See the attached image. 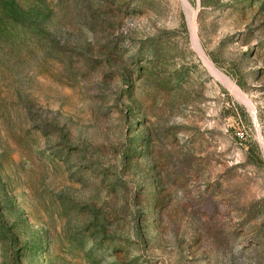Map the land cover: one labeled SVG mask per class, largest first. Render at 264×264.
<instances>
[{
    "label": "rangeland",
    "instance_id": "374dc122",
    "mask_svg": "<svg viewBox=\"0 0 264 264\" xmlns=\"http://www.w3.org/2000/svg\"><path fill=\"white\" fill-rule=\"evenodd\" d=\"M0 264H264V0H0Z\"/></svg>",
    "mask_w": 264,
    "mask_h": 264
},
{
    "label": "bare ground",
    "instance_id": "6f19581e",
    "mask_svg": "<svg viewBox=\"0 0 264 264\" xmlns=\"http://www.w3.org/2000/svg\"><path fill=\"white\" fill-rule=\"evenodd\" d=\"M196 44L198 43V42H196V41H194ZM198 45V44H197ZM196 45V46H197ZM198 47H199V45H198ZM205 56V55H204ZM206 61V63H207V65H208V67L211 69V71L212 72H214L215 74H217V75H222L220 72H219V70L210 62V61H208V60H205ZM221 78V77H220ZM223 80H225L226 78H225V76H223ZM222 80V79H221ZM227 80V79H226ZM228 81V80H227ZM230 83V82H229ZM231 84V83H230ZM232 85V84H231ZM237 88V87H236ZM235 88V89H236ZM236 91H239V90H237L236 89ZM239 94H241V93H239ZM245 99V98H244ZM247 99V98H246Z\"/></svg>",
    "mask_w": 264,
    "mask_h": 264
}]
</instances>
